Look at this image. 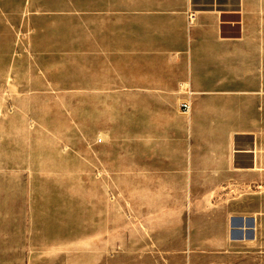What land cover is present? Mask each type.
<instances>
[{
    "label": "crops",
    "instance_id": "1",
    "mask_svg": "<svg viewBox=\"0 0 264 264\" xmlns=\"http://www.w3.org/2000/svg\"><path fill=\"white\" fill-rule=\"evenodd\" d=\"M0 27L25 29L28 88L95 93L99 139L142 140L156 151L144 169L187 173L188 212L180 201L174 230L158 231L176 264H264V0H0ZM32 226L46 238L47 220Z\"/></svg>",
    "mask_w": 264,
    "mask_h": 264
},
{
    "label": "rangeland",
    "instance_id": "2",
    "mask_svg": "<svg viewBox=\"0 0 264 264\" xmlns=\"http://www.w3.org/2000/svg\"><path fill=\"white\" fill-rule=\"evenodd\" d=\"M24 33L0 27V264H25L31 254L39 261L176 264L174 235L158 231L174 230L180 201L183 216L188 212L187 173L181 180L159 165L144 169L156 151L144 157L142 140L99 139L109 129L95 122L104 110L95 107V93L28 88ZM223 187L203 196L208 206L223 203ZM40 219L49 223L46 238L33 235Z\"/></svg>",
    "mask_w": 264,
    "mask_h": 264
},
{
    "label": "built area",
    "instance_id": "3",
    "mask_svg": "<svg viewBox=\"0 0 264 264\" xmlns=\"http://www.w3.org/2000/svg\"><path fill=\"white\" fill-rule=\"evenodd\" d=\"M192 14L191 15H188V19L189 18H192ZM187 96H190L191 93L190 92H186ZM178 111L182 114V115H188L189 112H190V101L189 100H184V101H181L179 104H178Z\"/></svg>",
    "mask_w": 264,
    "mask_h": 264
}]
</instances>
